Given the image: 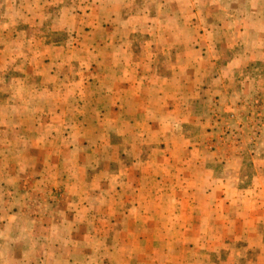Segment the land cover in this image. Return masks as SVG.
<instances>
[{
    "label": "rangeland",
    "instance_id": "374dc122",
    "mask_svg": "<svg viewBox=\"0 0 264 264\" xmlns=\"http://www.w3.org/2000/svg\"><path fill=\"white\" fill-rule=\"evenodd\" d=\"M92 49L136 92L137 123L114 116L116 134L134 137L149 123L150 207L104 175L63 191L79 160L96 156L98 171L104 162L102 174L111 170L108 149L74 157L67 143L78 138L70 121L94 118L84 89ZM118 163L110 173L128 183L141 169ZM141 216L140 229L132 220ZM143 242L148 255L139 246L137 256ZM173 259L264 264V0H0V264Z\"/></svg>",
    "mask_w": 264,
    "mask_h": 264
},
{
    "label": "crops",
    "instance_id": "0c3cea01",
    "mask_svg": "<svg viewBox=\"0 0 264 264\" xmlns=\"http://www.w3.org/2000/svg\"><path fill=\"white\" fill-rule=\"evenodd\" d=\"M91 16V14H89ZM86 30H83L82 33H85ZM80 34V33H79ZM106 45L107 43H101ZM100 44V46H101ZM93 48L96 46H99L96 41L92 44ZM109 48V46H107ZM93 56L91 58V61L89 63L87 72L90 73L91 77L88 79H85L84 81V89L85 93L87 95V106L89 109H91V106H95V112L93 113V119L92 121H78L72 120L70 121L71 129L70 133L71 135L76 134L78 138L76 140H71L68 143L69 151L72 149H77L78 153H75L74 157L77 155H91L94 153L99 154V151L102 153L105 152L107 149L112 153V159L109 161L108 165L111 170L119 169V163L118 160L125 159V167H127V170L132 169L133 162L135 160H139V164L141 165V169H134L131 172V178L132 182L128 183L129 178L126 177L124 173L116 172L111 175V170L107 171L109 174H102L105 172L104 163H101L102 169L100 171L97 167L98 159L96 156H93L92 158H89L90 160L86 161L85 163H81L79 160V163L77 161V167L78 170L76 171L75 178H72L71 181H69L68 188H64V192H68L67 196L70 194V192H83L87 189V187L90 184H94L96 180H100V178H96V176L104 175L103 179L105 177H114L115 180H117L119 183H122L124 186L126 184H130L132 189H134L137 192H143V197H145V201L142 200V204L146 207H150V198L149 195L151 193L150 185L148 182H146V179H149V171H147L149 166V136L145 134L146 132V125H149V123L142 122L141 125L136 129L135 136L125 137L130 142L136 145H141L140 148V155L131 153V148L126 146L122 140L125 138L122 136H119L116 134L115 125H114V116L118 115L117 122H120L121 124H129L132 127H134L137 123V120H133V118L130 117L131 110L129 105V97L132 99L133 95H136V92L133 91L132 88L128 86V81L125 80V77L122 73L119 71L118 73H115L117 75H114V71L107 66L103 65L102 58L96 51L92 49ZM93 74V75H92ZM113 75L116 76L117 83H113L112 86L110 82L114 79ZM95 76L97 78V81L93 78ZM126 76V75H125ZM104 83H106L104 85ZM142 83V82H140ZM123 85V86H122ZM91 96V97H90ZM89 97V98H88ZM93 98V99H92ZM134 101V98H133ZM92 110V109H91ZM123 112V114L119 113ZM137 112L133 114V116H137ZM80 120V115H78ZM119 124V123H118ZM141 127V129H140ZM75 128V129H74ZM107 128V129H106ZM121 138V141H120ZM158 142V141H157ZM77 145V148H70V145ZM99 150V151H98ZM132 152L134 150L132 149ZM162 155V158H165V154L160 153ZM91 157V156H90ZM80 156H78V159ZM99 160H102L99 159ZM128 162V163H127ZM131 162V164H130ZM174 164V162H173ZM180 161L177 163V166H179ZM116 165V166H113ZM163 166L157 167V169H162ZM102 180V179H101ZM67 183V182H66ZM105 183V182H104ZM145 183V184H144ZM164 185V183H163ZM66 186V184H65ZM104 186V185H103ZM162 190H165L164 186L159 187ZM140 190V191H139ZM89 191V190H87ZM86 191V192H87ZM85 192V193H86ZM164 192V191H163ZM222 194V193H221ZM160 197V195H158ZM68 198V197H67ZM186 198V197H185ZM190 200V199H189ZM67 202V200H66ZM193 203V201H189ZM223 205L227 207V205L230 207V203L228 200L223 199ZM234 201L231 202V204ZM68 205L71 204V206H79L81 207H87V205H84L82 201L75 202V199H72L71 202H67ZM227 204V205H226ZM123 214L120 213V215H117L114 220V222H118V218L121 217ZM133 225L136 227L145 228L148 224V219L146 216H141L139 219H134ZM189 224H191L190 221H188ZM115 223V224H116ZM98 229V228H97ZM192 234V230L187 233H184V235L181 237H177V240H179L178 245H182V241L189 239V237ZM144 235H133L134 238H140L142 237V241H144ZM150 237L155 238V235H150V232L148 231L146 233L145 239H147V242L150 240ZM160 239L165 238L163 235L162 237H158ZM201 238V237H200ZM150 243V242H149ZM149 243L143 242V244H135L134 246V254H139V246L145 248V255H148L146 250L149 248ZM172 264H179L176 259H173ZM185 264H187L185 262Z\"/></svg>",
    "mask_w": 264,
    "mask_h": 264
}]
</instances>
